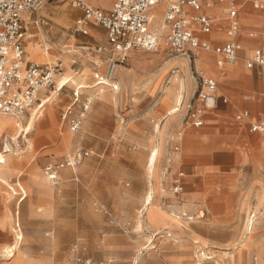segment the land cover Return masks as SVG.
I'll return each instance as SVG.
<instances>
[{"label":"rangeland","instance_id":"obj_1","mask_svg":"<svg viewBox=\"0 0 264 264\" xmlns=\"http://www.w3.org/2000/svg\"><path fill=\"white\" fill-rule=\"evenodd\" d=\"M70 8L69 0H43L30 13L23 14L22 39L26 53L29 54V45L48 50L54 58L47 63L59 61L63 74L55 78V87L42 93L41 101L48 97L43 107L34 106L19 117L22 125L17 132L22 127L23 130L18 135L17 132L0 135V151L1 144L6 142L12 157H25L11 164L3 156L2 171L9 174L0 183L6 187L2 189L5 194L2 196L10 200L11 210L10 221L1 234L4 242L0 264L11 261L77 264L76 255L88 257L94 264H180L182 261L184 264H237V250L245 240L249 242L242 249V264H264V183L260 184L262 203L249 206L245 213H239L235 205H193L185 197L188 189L182 185L180 191L173 192V181L181 171L159 168L161 146L156 147L154 143L151 152L146 151L140 142L122 137L123 124L114 127L117 116L105 96L114 91L113 82L109 79V85H94L93 78L94 73H101L100 65L106 68L107 59L97 51L96 46L101 44L90 38L87 26L83 31L74 30L78 16L65 17V9ZM36 18H44L48 24L36 25L33 22ZM162 44L168 55L175 57L160 40L159 46ZM59 54L71 56L68 66H63ZM88 65L91 70H84ZM73 68L83 72L84 78L93 80L73 84L70 77L78 76ZM66 78L70 80L56 90V84ZM76 84L84 86L80 89V100L88 97L91 102L80 129L75 132L69 125L71 115L65 118L64 114L72 102ZM183 107L186 109V104ZM78 109L75 104L73 113ZM0 119L5 118L0 116ZM187 119L184 121L190 124L191 120ZM260 136L264 142V135ZM246 141L237 145L249 148ZM176 144L173 140L168 142L165 158L178 152L173 149ZM80 147L88 150L89 156L74 169H62L58 182L51 184L44 175V166ZM152 153L155 158L149 165ZM237 171L241 178L247 176L246 166L238 167ZM259 175L264 177V173ZM238 185L242 188L241 180ZM191 205L196 208L195 212L189 210ZM154 207L174 219H183L195 237L193 250L181 252V260L167 258L166 252L169 243L186 239L185 235L178 236L168 228L148 224L147 217H156ZM217 212H222L221 216L226 219H212ZM243 218L250 231L242 228ZM237 224L239 230L235 229Z\"/></svg>","mask_w":264,"mask_h":264},{"label":"crops","instance_id":"obj_2","mask_svg":"<svg viewBox=\"0 0 264 264\" xmlns=\"http://www.w3.org/2000/svg\"><path fill=\"white\" fill-rule=\"evenodd\" d=\"M84 1L93 8L108 11L115 0ZM198 1L201 4L200 11L195 12L189 9L188 12L191 15L197 13L206 15L211 20V29L209 33H203L199 24L193 21L190 26L194 34L199 39L213 45L224 44L229 39L226 35L229 24L225 11L227 3H219L216 0ZM235 6L239 31L234 39L241 47L235 61L231 64L226 63V66L218 65L220 57L213 52L201 51L193 59L187 55L170 57L162 44L150 51L134 49L128 51L129 53H126L122 62L114 64L111 75L107 77L114 55L106 31L93 21H88L85 26L88 28L90 38L95 39L97 44L107 43L109 45L108 47L96 46L97 51L107 59V66L104 68L100 65L101 73H94L93 78L95 79L94 85H109V79L113 82L111 89L114 91L106 93L105 96L108 98L107 102L113 113L117 116L114 127L117 124H123L120 129L122 137L129 141L140 142L146 151L150 152L154 143L156 147L161 146L162 158L159 168L163 170L169 167L171 172L176 169L182 172L181 185L182 188L188 189L185 197L191 203L194 202L193 205L205 203L235 205L239 213H245L249 206L262 203L260 200L263 190L260 184L264 183V177L259 175L264 173V142L260 136L264 134H252L248 130L251 121L264 120V74L260 72L258 66L247 67L245 65V60L251 57L255 48L264 50V0H235ZM71 7L70 10L65 9L67 15L65 17L69 18L72 15L78 16L77 19H79L83 16L81 8ZM163 11L164 4L162 3L152 7L150 27L159 33L160 40L166 46L163 37L168 27L163 21ZM40 19L43 18H36L33 22L38 25ZM27 49L29 54L26 53V58L29 61L45 64L54 58L48 50H43L39 45H29ZM58 56L63 66H68L72 60L67 54ZM125 61L127 63H124ZM86 69L91 70V67L88 65L84 67V70ZM72 70L74 74H78L74 79L70 77L73 84L80 80H93L92 77L84 78L83 72L78 73L79 70L76 68ZM194 71H202L206 76L215 80L217 86L213 106L203 109L200 116L201 126H194L184 121L187 119L189 108L202 106V101L196 98L198 85ZM61 74H63L62 64ZM70 78L60 80L59 82H62L56 84V90L61 89ZM100 80H105V83H99ZM76 86L84 88L82 84H76ZM44 92L45 90L40 92V100ZM47 100L48 97L41 101V107ZM185 104L186 109L183 107ZM242 111H247L248 117L237 119L236 115ZM2 117L5 119L0 122V135L4 132L16 133L19 125H22L21 118ZM22 130L23 127L16 134L18 135ZM178 132H181V135L177 137ZM171 140L176 141L178 152L170 158H165V150ZM244 141L249 144V148H245V145L244 147L237 145L238 142ZM6 151L2 153L1 148L0 155L9 159L11 164H17L22 161L20 159L25 158L12 157L8 153L10 150L6 149ZM2 164H4L3 161L0 163V179L9 174V171H2ZM242 165L248 170L245 178H241L237 171V168ZM240 180L242 188L238 185ZM5 188L4 184L0 183V252L4 242L1 234L5 232V227L10 221L11 210L10 200H5L6 196L2 192ZM193 205L189 207L191 212L196 211ZM154 210L156 217L151 219L147 217L148 224L153 227L168 228L178 236L185 235L186 239L174 244L169 243L166 252L167 258L181 260V252L191 253L193 250L195 237L187 229L183 219H174L169 213L157 207H154ZM214 215L216 217L212 219H226L221 216L222 212ZM243 222L242 228L246 229L245 218ZM239 228L240 225L237 224L235 229L239 230ZM199 242L203 243V241ZM248 242L249 240H245L238 247L237 264H242V249ZM179 248L185 250L179 251L177 250ZM15 263L16 261L10 262V264ZM179 263L184 264V261Z\"/></svg>","mask_w":264,"mask_h":264},{"label":"built area","instance_id":"obj_3","mask_svg":"<svg viewBox=\"0 0 264 264\" xmlns=\"http://www.w3.org/2000/svg\"><path fill=\"white\" fill-rule=\"evenodd\" d=\"M43 0H0V114L11 115L19 118L27 114L34 106L41 105L40 92L50 89L55 85L56 76L61 74L60 62L54 64H40L27 60L23 44V14L30 13ZM71 6L81 8L83 16L76 20L75 31H83L88 21H93L102 26L107 35L114 58L110 64L108 76L111 75L114 64L122 62L126 53L132 49L154 50L159 45L161 36L150 27L152 16L150 10L156 4H164L163 21L168 31L163 37L166 46L174 56L187 55L193 59L201 50L213 52L220 57L218 65L231 64L235 61L241 45L235 41L239 31L237 9L235 0H216L227 3L225 9L229 19L226 35L229 38L224 44L213 45L199 39L191 28V22H196L203 33H209L211 20L204 14L191 15L188 10L199 12L201 4L198 0H115L112 8L103 11L93 8L84 0H69ZM38 23L47 25V20L40 19ZM247 67L258 66L264 74V50L255 48L250 58L245 60ZM198 85L196 98L202 101L199 108H189L188 118L194 126H201L200 118L203 109L214 104L216 82L206 76L202 71H194ZM99 83H105L100 80ZM81 86L72 90V102L67 106L64 117L71 115L69 125L71 130L78 131L82 125L84 113L90 105V98L80 100ZM78 104V110L73 113L72 107ZM248 117L247 111L236 115L237 119ZM248 130L252 133L264 134V120H253L249 123ZM181 132L177 133V137ZM2 153L7 152L6 142L2 144ZM178 151V145L173 146ZM89 156V151L78 148L73 153L62 159L44 166V175L51 184L59 180L62 169H74ZM2 160H0V163ZM178 173L175 178L173 192L181 190ZM77 264H94L88 257L75 256Z\"/></svg>","mask_w":264,"mask_h":264},{"label":"bare ground","instance_id":"obj_4","mask_svg":"<svg viewBox=\"0 0 264 264\" xmlns=\"http://www.w3.org/2000/svg\"><path fill=\"white\" fill-rule=\"evenodd\" d=\"M160 4V3H159ZM156 5H158V4H156ZM155 6V5H154ZM28 59V58H27ZM42 106V104L39 106V107H37L36 106V108L38 109V108H40ZM1 116H5V117H11V118H17V117H14V116H11V115H4V114H0ZM2 121V119H0V122ZM16 124H19L18 122H16ZM1 126V125H0ZM154 153H152L151 154V156H150V159H149V165H152V161H153V158H154ZM0 160H2L3 162H5V159L3 158V156L2 155H0ZM249 222V221H248ZM251 222V221H250ZM250 226V225H249ZM246 230L247 231H250L251 229L248 227V223H247V225H246Z\"/></svg>","mask_w":264,"mask_h":264}]
</instances>
